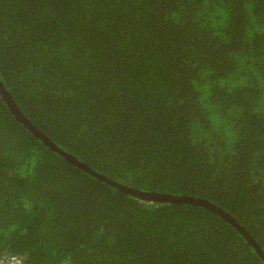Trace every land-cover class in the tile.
<instances>
[{"label": "trees", "instance_id": "16d2710c", "mask_svg": "<svg viewBox=\"0 0 264 264\" xmlns=\"http://www.w3.org/2000/svg\"><path fill=\"white\" fill-rule=\"evenodd\" d=\"M0 79L59 148L147 192L217 204L264 250V0H0ZM264 264L194 203L100 181L0 94V258Z\"/></svg>", "mask_w": 264, "mask_h": 264}, {"label": "water", "instance_id": "95a60500", "mask_svg": "<svg viewBox=\"0 0 264 264\" xmlns=\"http://www.w3.org/2000/svg\"><path fill=\"white\" fill-rule=\"evenodd\" d=\"M0 94L5 99L6 103L9 105L10 110L16 114V116L21 120V122L29 128L31 132L36 134L38 137H40L42 140H44L51 149L56 150L63 154L66 158L70 159L72 162H74L76 165L84 169L85 171L91 173L95 177H97L100 181H104L111 186L127 192L129 194L135 195L136 197L141 198L142 200H148V201H161V202H186V203H194L201 205L203 207H206L208 209H211L226 219H228L231 223L237 226V228L244 234L246 239L261 253V255L264 257V250L261 248V246L257 243V241L248 234V232L245 230L243 226H241L232 215H230L228 212H226L223 208L219 207L217 204L211 203L209 201L186 196V195H172V194H166V193H157V192H147L142 191L134 187H130L128 185H125L123 183H120L110 177H108L105 174H102L93 168H91L88 164L84 163L83 161L79 160L76 156H74L71 153L65 152L61 148H59L53 141L44 134L26 115L22 112V110L17 105L15 99L11 95V93L7 90L5 87L3 81L0 79Z\"/></svg>", "mask_w": 264, "mask_h": 264}, {"label": "built area", "instance_id": "2783aa9c", "mask_svg": "<svg viewBox=\"0 0 264 264\" xmlns=\"http://www.w3.org/2000/svg\"><path fill=\"white\" fill-rule=\"evenodd\" d=\"M0 264H24V259L17 255L2 257L0 258Z\"/></svg>", "mask_w": 264, "mask_h": 264}]
</instances>
